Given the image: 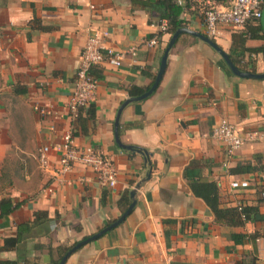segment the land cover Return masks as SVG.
I'll return each mask as SVG.
<instances>
[{
  "label": "crops",
  "instance_id": "crops-1",
  "mask_svg": "<svg viewBox=\"0 0 264 264\" xmlns=\"http://www.w3.org/2000/svg\"><path fill=\"white\" fill-rule=\"evenodd\" d=\"M188 7L183 27L206 35L200 13ZM159 25L160 11L146 0H0V197L16 205L0 215V262L56 264L61 249L118 219L143 179L124 219L64 264H264V78L235 75L210 45L181 33L156 89L120 113L119 140L131 149L115 141L119 106L130 87H150L172 34ZM254 27L259 37L243 34ZM94 35L104 46L137 50L118 68H92L94 99L71 120L80 52ZM153 37L154 45L145 43ZM212 39L238 68L263 73L264 0L259 19ZM223 119L245 137L232 156L211 135ZM70 125L76 145L100 150L113 165L115 186L101 185L83 165L57 175L54 147ZM42 145L51 147L46 168L37 160ZM232 180L248 187L233 189ZM193 181L215 182L221 207H247L249 218L220 224Z\"/></svg>",
  "mask_w": 264,
  "mask_h": 264
},
{
  "label": "built area",
  "instance_id": "built-area-1",
  "mask_svg": "<svg viewBox=\"0 0 264 264\" xmlns=\"http://www.w3.org/2000/svg\"><path fill=\"white\" fill-rule=\"evenodd\" d=\"M164 1V0H156ZM183 9L188 7L197 9L201 15L204 31L210 38H217L224 28L242 29L252 19H259L262 15L263 0H170ZM196 3V5H195ZM168 21L160 20L159 29L167 30ZM146 44L152 46L156 43L155 37L148 39ZM136 46L127 50H118L104 46L97 35L89 37L80 52L79 66L76 71L73 89L67 102L68 117L71 120L79 116L80 110L94 99L98 81L92 75L95 65H109L118 68L122 65L125 55L134 54ZM38 112L44 110L34 107ZM212 137L224 144L226 154L232 156L243 145L245 137L234 126L223 119L211 130ZM51 147L42 145L38 149L37 160L42 168L49 164L48 152ZM54 149L59 153L57 160V175H63L75 165L90 167L96 174L97 181L108 187L116 184V170L106 159L104 154L92 146H78L74 143L73 126H69L62 134V141L57 143ZM230 187L233 189H245L247 180H232ZM51 192V189L48 188ZM264 200V190L261 192Z\"/></svg>",
  "mask_w": 264,
  "mask_h": 264
},
{
  "label": "trees",
  "instance_id": "trees-1",
  "mask_svg": "<svg viewBox=\"0 0 264 264\" xmlns=\"http://www.w3.org/2000/svg\"><path fill=\"white\" fill-rule=\"evenodd\" d=\"M146 2H149L152 8L158 9L160 11V20L166 19L168 21V32L173 33L177 28L185 26V23L180 18V14L182 12V7L175 5L170 0H164V1H156V0H146ZM33 22H36V19H33ZM257 20V19H252ZM248 24V23H247ZM246 24V25H247ZM246 25L244 28H246ZM43 28V27H42ZM253 26H249L247 29H251ZM243 32V34L249 35L251 38L259 37V35H256V31L259 30L258 27H254V30L252 32L247 33ZM240 40H244L243 37L240 38ZM260 50V49H258ZM261 50L264 55V47H261ZM92 72V71H91ZM142 92L141 88L138 87H130L129 94L130 95H137ZM147 157V156H146ZM147 164L149 165L150 169V161L147 159ZM191 189L193 193L202 198L205 202V204L208 206L212 214L214 215V218L217 222L220 224H227V225H241L243 222L249 218V208L244 206L239 207H221L219 196H218V187L217 184L213 181H207V182H199V181H193L191 183ZM121 200L123 201V208H125L129 202V193L128 191H125L124 195L122 196ZM14 207H16L15 204H12L9 197H0V215L9 213ZM5 242H15L14 238L6 239ZM70 247V246H69ZM69 247H66L64 249H61L60 256L58 260L56 261V264H58L59 259L66 253V251L69 249ZM0 264H15L13 261H6V262H0Z\"/></svg>",
  "mask_w": 264,
  "mask_h": 264
},
{
  "label": "water",
  "instance_id": "water-1",
  "mask_svg": "<svg viewBox=\"0 0 264 264\" xmlns=\"http://www.w3.org/2000/svg\"><path fill=\"white\" fill-rule=\"evenodd\" d=\"M189 33L193 36L198 37L199 39H201L202 41H204L205 43H207L208 45H210L215 51H217L221 57L223 58V60L225 61V63L227 64V66L229 67V69L232 71V73H234L235 75H238L240 77H245V78H264V72L263 73H252L250 71H244L241 70L240 68H238L233 61L231 60V58L229 57L228 53H226L218 44H216V42L214 41V39L208 37L207 35L200 33L198 31H194L191 30L187 27H179L177 28L170 36L169 41L162 53L161 59H160V63H159V67L158 70L155 74L154 80L152 82V84L150 85V87L144 91L143 93H141L140 95L137 96H132V97H128L126 98L121 105L119 106L117 113H116V117L114 120V137H115V141L118 145H120L123 148L126 149H131L130 145H125L123 143L120 142L119 140V135H118V120H119V116L120 113L122 111V109L129 103L132 101H136V100H141L145 97H147L148 95H150L157 87L162 74L165 70L166 67V63H167V56L169 53L170 48L172 47V45L174 44L175 40L177 39V37L179 36V34L181 33ZM149 172L146 173V177H149ZM143 179L139 180L133 189H131L130 191V197L132 198L131 203L129 204V206L127 207V209L122 213V215L116 219L115 221L111 222L110 224L106 225L105 227H103L100 231H98L97 233L91 235L90 237H87L86 239H83L81 241H79L78 243H76L74 246H72L70 249H68L66 251V253L61 257V259L59 260L58 264H64L67 257L76 249H78L80 246H82L83 244L87 243L88 241H91L95 238H97L98 236H100L101 234H103L104 232L110 230L111 228L115 227L118 223H120L124 217L129 213V211L132 209V207L135 204V199H134V195L136 193V190L139 188L140 184L142 183Z\"/></svg>",
  "mask_w": 264,
  "mask_h": 264
}]
</instances>
